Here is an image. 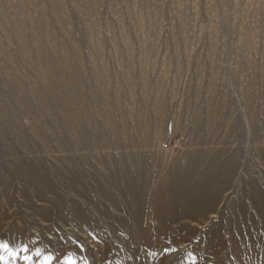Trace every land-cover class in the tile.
Here are the masks:
<instances>
[{
	"label": "rangeland",
	"instance_id": "rangeland-1",
	"mask_svg": "<svg viewBox=\"0 0 264 264\" xmlns=\"http://www.w3.org/2000/svg\"><path fill=\"white\" fill-rule=\"evenodd\" d=\"M49 256L264 264V0H0V264Z\"/></svg>",
	"mask_w": 264,
	"mask_h": 264
},
{
	"label": "snow or ice",
	"instance_id": "snow-or-ice-1",
	"mask_svg": "<svg viewBox=\"0 0 264 264\" xmlns=\"http://www.w3.org/2000/svg\"><path fill=\"white\" fill-rule=\"evenodd\" d=\"M3 247L7 250V245H3ZM52 259L51 256L47 257V264H52Z\"/></svg>",
	"mask_w": 264,
	"mask_h": 264
}]
</instances>
